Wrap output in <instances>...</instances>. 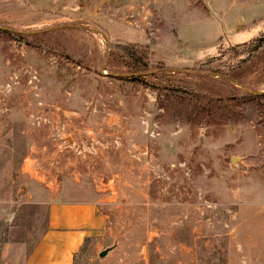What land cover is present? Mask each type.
Instances as JSON below:
<instances>
[{
    "label": "rangeland",
    "instance_id": "rangeland-1",
    "mask_svg": "<svg viewBox=\"0 0 264 264\" xmlns=\"http://www.w3.org/2000/svg\"><path fill=\"white\" fill-rule=\"evenodd\" d=\"M259 35L264 0H0V264L63 189L104 217L73 264H264V43L215 49Z\"/></svg>",
    "mask_w": 264,
    "mask_h": 264
},
{
    "label": "crops",
    "instance_id": "crops-1",
    "mask_svg": "<svg viewBox=\"0 0 264 264\" xmlns=\"http://www.w3.org/2000/svg\"><path fill=\"white\" fill-rule=\"evenodd\" d=\"M48 225L23 264H73L86 239L103 225L96 201L60 190L47 200Z\"/></svg>",
    "mask_w": 264,
    "mask_h": 264
},
{
    "label": "trees",
    "instance_id": "trees-1",
    "mask_svg": "<svg viewBox=\"0 0 264 264\" xmlns=\"http://www.w3.org/2000/svg\"><path fill=\"white\" fill-rule=\"evenodd\" d=\"M264 43V36L259 35V36H255L254 38H252L250 41H245L243 43H238L236 46H228L224 47L222 43H220L219 45L215 46V49L217 50V53H225L227 52L228 54L231 55V57L233 59L237 58V57H241L242 55H244V57L246 55H249L251 52L256 51L257 49H259ZM128 53H132L131 50H127ZM135 54L132 53L130 56H134ZM137 56V55H136ZM242 59H246V58H242Z\"/></svg>",
    "mask_w": 264,
    "mask_h": 264
},
{
    "label": "water",
    "instance_id": "water-1",
    "mask_svg": "<svg viewBox=\"0 0 264 264\" xmlns=\"http://www.w3.org/2000/svg\"><path fill=\"white\" fill-rule=\"evenodd\" d=\"M237 157H233L232 158V161L233 162H236L237 161ZM113 249V246L112 247H109V248H107V249H105V250H103V251H101L100 253H99V256L100 257H104L110 250H112Z\"/></svg>",
    "mask_w": 264,
    "mask_h": 264
}]
</instances>
